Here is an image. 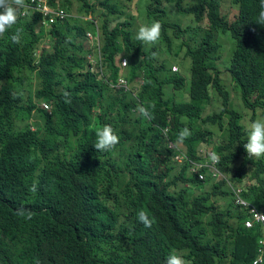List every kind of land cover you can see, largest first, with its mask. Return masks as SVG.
Returning a JSON list of instances; mask_svg holds the SVG:
<instances>
[{
    "label": "trees",
    "instance_id": "trees-1",
    "mask_svg": "<svg viewBox=\"0 0 264 264\" xmlns=\"http://www.w3.org/2000/svg\"><path fill=\"white\" fill-rule=\"evenodd\" d=\"M92 1L110 8L97 17L100 52L112 79L120 72L116 59L125 53L130 72L143 75L145 82L137 96L120 95L122 90L115 91L91 70L88 41L74 42L64 28L45 31L38 13L18 18L0 35V264H161L174 250L190 264H254L262 226L247 228L245 212L239 207L233 212L226 180L187 175L185 164L168 158L161 128L173 117L175 138L182 120L208 138L214 135L211 125L223 128L225 122L226 129L234 125L235 137L240 132L236 121L241 115L220 76L221 44L211 34L195 37L201 25L194 26L182 46L192 61L189 98L177 101L168 95L166 86L182 89L186 82L166 57L172 52L169 3L198 23L207 18L232 31L229 70L242 86L244 105L264 115V26L257 24L261 0H238L241 12L232 24L220 18V0H144L148 22L157 19L163 26L162 39L153 45L137 40L131 27L124 26L123 0L62 3L69 10L82 6L95 13ZM17 30L20 42L13 43ZM47 37L49 43L35 54ZM132 52L137 58L132 59ZM25 91L29 109L19 106ZM215 92L223 109L205 116ZM43 100L50 110L39 105ZM138 105L148 107L152 118L143 117ZM38 117L40 123H33ZM106 124L120 142L110 151H97L96 132ZM197 140L189 139L192 150ZM223 157L225 163L231 158ZM254 164L261 169L250 174L255 183L244 196L264 209V159ZM247 174L231 179L237 188ZM33 183L38 185L35 193L30 191ZM22 207L34 213L32 219L16 214ZM141 210L154 218L150 228L137 219Z\"/></svg>",
    "mask_w": 264,
    "mask_h": 264
},
{
    "label": "clouds",
    "instance_id": "clouds-1",
    "mask_svg": "<svg viewBox=\"0 0 264 264\" xmlns=\"http://www.w3.org/2000/svg\"><path fill=\"white\" fill-rule=\"evenodd\" d=\"M143 2L144 0H123V4L126 6L123 7V10L125 11L123 15V22H125L124 26L131 27L137 40L143 41L147 45H153L162 39L163 26L157 19L148 22L146 16L144 15L145 7H142ZM222 2L223 0H220L218 14L220 18H223L226 22L232 24L238 19L240 15L241 4L238 2V0H232V5L238 7H236L237 13L233 18H230L228 14L222 12ZM90 3L95 5V13H86L82 6L71 8V10H69L62 3V0H54V2H51L50 0H0V35H3L8 29L15 25L18 21V18H30L34 13H38L41 15L39 24L42 25L44 30L47 32L52 28H64L68 29V35L71 39H73L74 42L81 41L83 38H85L89 44L90 51L87 54V59L88 63L91 65V70L98 73L99 78L106 80L115 91L122 90L123 92L119 93L120 95L131 94L133 97H135L137 96L140 87L144 84L145 77L143 75H138L135 77L133 76L129 70L130 57L124 53L122 56L119 55V57L116 59V64L120 69L118 78L116 80L112 79V72L107 66V63L109 62L104 61L100 52L101 22L97 17L99 13L102 11H109L110 8L101 7L98 1H92ZM131 4H137V6L139 5L140 7L138 14L141 18V26L138 29V32L134 28L133 20L135 19V11L131 10ZM168 9L167 39L169 46L172 48V52L168 53L166 57L171 63L172 71L181 73L186 79L184 88H172L173 91L180 92V100H177L175 92L171 94L168 93V95L174 96L177 101H181L183 99L187 100L189 98L192 70L190 68V82H188L187 76L183 74V70L185 67L184 61L189 57H186L185 55L184 57H180V53L181 51L185 52V50L182 49V46L190 41L194 26L201 25V27L198 28L195 37L198 35L206 36L207 34H211V40L218 42L216 41L217 30H223L224 32L229 31L234 40L235 37L233 36V33L230 29L214 26L211 20H208L207 18L198 23L195 17L187 12L178 11L176 7H168ZM75 12H84L85 14L76 15ZM172 15H175L176 19H174ZM180 15H187L188 17L192 16L194 21L188 20L185 22L184 20L179 19ZM257 18V24L264 26V0L260 1ZM88 21H91L92 23L88 25L89 28L84 34V26ZM11 40L13 43L20 42L19 30H17V32L11 36ZM41 52L42 49L38 48L35 51V54L40 55ZM131 57L132 59L137 58L133 52ZM219 62L218 66L220 68ZM176 63L181 65V69L179 71ZM227 70L230 71L229 68ZM131 76H133L134 79H132ZM220 76L223 80L222 73H220ZM232 80L240 87L241 95V84L236 79H233V77ZM36 87L37 84L33 83L31 88V95L33 98ZM25 93L26 97L20 99L19 106L21 108L29 109L31 107L30 101L28 99V95L30 93H28V91H25ZM64 96L66 97V102H70V100L67 99L70 94L65 92ZM215 100L221 102L219 105V110L207 113V108ZM39 105L47 110L51 109V105L48 101H40ZM222 109V98L218 92H215L212 102L205 108L204 115H213L214 113L221 112ZM136 110L143 117L149 119L152 118L148 107L138 105ZM257 112H259L260 118H257ZM257 112L253 111L254 114L250 116V119L247 121L246 125L242 123L243 115L239 112L241 116L236 122L240 127V132L237 137H235L236 133L233 130L234 125H232L229 129H226L227 122H225L223 128L219 127L217 124L211 125L210 129L214 131L213 138H208L202 133L190 129L184 120H182L184 125L182 126L181 131H179L178 137H173V117L168 118L166 120V124L161 128V134L165 140L168 158L172 159L173 162L177 161L179 164H185L187 167V175H197L199 179L203 180L210 178L215 183L216 180L219 179L226 180V185H230V189L233 192L232 201L235 206L233 212L238 213L237 207L245 212L244 225L247 228H251L256 224L262 226L263 235L259 239V255L257 258H255L254 264H259L263 261L264 209L259 208L255 200L246 198L244 196V192L248 191L247 189L249 184L255 183V180H252L250 174L254 170L261 169V167L256 166L254 162L264 159V115H261L260 111ZM40 121L41 119L38 117L34 119L33 123H40ZM192 136L198 137L193 150L189 145V139ZM96 137L97 139L94 147L97 151H110L114 149L120 142V138L116 134L114 128L108 124L103 125L97 130ZM219 148L225 149L220 151ZM224 155H229L231 157L227 163L224 161ZM245 173L248 174L243 177V181L240 182L239 187L237 188L236 183H234L231 179H239L241 175ZM37 190L38 185L33 183L30 191L35 193ZM220 204L224 206L225 200L221 199ZM16 214L29 220L32 219L34 215L32 211L26 210L23 207L18 209ZM137 219L148 228H150L154 223V218H150L149 214L143 210L137 213ZM184 255L185 254L183 252L174 250L173 252L167 254L161 264H190V262L184 258Z\"/></svg>",
    "mask_w": 264,
    "mask_h": 264
},
{
    "label": "rangeland",
    "instance_id": "rangeland-1",
    "mask_svg": "<svg viewBox=\"0 0 264 264\" xmlns=\"http://www.w3.org/2000/svg\"><path fill=\"white\" fill-rule=\"evenodd\" d=\"M173 4L169 3L168 7H172ZM222 12L225 14H228L230 18H233L234 15L237 13V8L238 6L232 5V0H223L222 2ZM101 8V7H99ZM140 9L139 5L137 4H131V10L135 11L134 17L135 19L133 20L134 23V28L138 32V29L141 26V18L140 15L138 14V10ZM75 14H85L84 12H75ZM174 19H176L175 15H172ZM179 19L184 20L187 22L188 20H193L194 18L192 16H185V15H180ZM46 31V30H45ZM91 31V30H90ZM92 32V31H91ZM216 41H218L221 44V55L222 58L219 62L220 69L222 70V77H223V83L225 84L226 88L229 90L230 95H231V103L232 106L238 110L240 113L243 115L242 123L246 125L247 121L250 119V116H252L254 113L251 109L247 108L241 99L240 95V87L232 80L231 73L227 69L230 68L231 65V60L230 56L232 55L234 48H235V40L232 37L231 33L229 31L224 32L223 30H217L216 31ZM49 43L48 37L45 39V41L41 44L39 48H43L46 43ZM180 57H184V51H181ZM178 66V71L181 69V65L176 63ZM184 70L183 74L187 76L188 82H190V68H191V59L187 58L184 61ZM166 90L169 94L175 92L177 96V100H180V92L178 91H173L172 87L166 86ZM220 101L215 100L208 108H207V113L212 112V111H217L219 110V105ZM257 118H260L259 112L256 113Z\"/></svg>",
    "mask_w": 264,
    "mask_h": 264
}]
</instances>
